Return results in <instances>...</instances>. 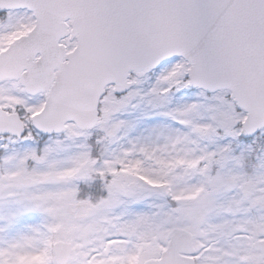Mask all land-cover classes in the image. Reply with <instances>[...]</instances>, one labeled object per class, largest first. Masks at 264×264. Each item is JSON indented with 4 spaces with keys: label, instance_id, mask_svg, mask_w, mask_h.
Segmentation results:
<instances>
[{
    "label": "snow or ice",
    "instance_id": "6c2138e0",
    "mask_svg": "<svg viewBox=\"0 0 264 264\" xmlns=\"http://www.w3.org/2000/svg\"><path fill=\"white\" fill-rule=\"evenodd\" d=\"M0 264H264V0H0Z\"/></svg>",
    "mask_w": 264,
    "mask_h": 264
}]
</instances>
